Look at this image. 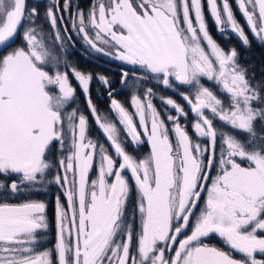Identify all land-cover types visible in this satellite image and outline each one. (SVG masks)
Returning a JSON list of instances; mask_svg holds the SVG:
<instances>
[{"label":"snow or ice","instance_id":"1","mask_svg":"<svg viewBox=\"0 0 264 264\" xmlns=\"http://www.w3.org/2000/svg\"><path fill=\"white\" fill-rule=\"evenodd\" d=\"M72 9L73 0H52L38 24L28 0H0V264H264V133L255 130L264 83L208 28L210 18L249 47L246 26L264 43V0H91L87 12ZM74 36L90 54L132 66L134 87L151 79L176 91L187 110L162 95L158 109L152 88L125 106L95 74L109 89L102 112L93 74L68 59ZM128 77L122 70L121 83ZM72 80L103 140L74 106ZM53 168L61 171L49 179ZM53 182L64 201L56 196L55 244L42 249L47 204L8 201ZM212 236L223 247L207 243Z\"/></svg>","mask_w":264,"mask_h":264},{"label":"trees","instance_id":"2","mask_svg":"<svg viewBox=\"0 0 264 264\" xmlns=\"http://www.w3.org/2000/svg\"><path fill=\"white\" fill-rule=\"evenodd\" d=\"M52 0H28L29 8L36 7L40 13V17L37 20L38 24H43L44 20V10ZM62 2V0H61ZM76 4L79 5L81 9L87 12L89 4L91 0H75ZM235 11V5L233 6ZM65 16V23H68L69 14L64 13ZM237 20L243 25L245 24L244 19L241 17L239 12H236ZM45 31L47 32L49 29L45 24ZM208 28L213 36V38L225 49L228 50L230 48H235L238 51V59L239 63L247 69V75L253 83H264V43L259 42L256 39H253L252 34L248 31L247 27L245 26V32L248 33V37L250 40V46L244 47L241 41L237 38L235 34L227 33L226 35L229 38H225V34L219 33L212 23V20L208 18ZM74 39L77 41L74 46H69L67 49L69 55L68 59L70 62L76 66L79 70L85 73H92L94 79L91 84V98L93 103L102 111L106 112L108 110L110 99L107 97L109 89L100 84L95 80V74H104L107 76L111 82V90H116L119 88L121 84V71L119 69H124L130 72L128 77V83L124 84L122 91L115 96V98L125 104V106L129 105L130 96L137 91L141 94L143 93L144 89L152 88L157 95V98L153 100V103L156 105L158 109L163 110L164 105L161 103L159 96H164L165 98H172L179 104L183 105L187 110L188 106L186 102L177 94L176 91L171 89H166L155 80H146L141 81L137 86H133V76L131 74L132 67L124 66L122 64H118L113 61L105 60L102 57L98 56L97 54H90V52L85 51L84 44L82 41L79 40L78 37L74 36ZM20 38H18L17 43L19 44ZM139 75V73H138ZM71 79V77H70ZM206 86L211 87L212 82L204 81ZM72 84L76 86V103L75 107L79 108L83 111L89 118V134L92 138H99L103 140V136L101 135L100 131L97 129L96 125L94 124L91 115L88 113L87 106L85 104V98L80 93L79 87L76 85V81L72 80ZM215 90V89H213ZM178 91H188L187 86H181ZM131 111V109H130ZM175 114V113H173ZM193 116L190 114L187 119H181V124H188L192 123ZM255 130L258 134L264 133V125H260L257 123L255 125ZM190 135L192 134L191 128H189ZM193 139L196 140L197 137L193 136ZM150 146L147 144L142 145L139 147L137 151V155L143 157L149 151ZM50 159H58V154L53 151V154L50 156ZM98 164V162H97ZM58 171H61L58 168H53L52 172L49 174V179ZM212 175H215V170L212 171ZM92 177L94 178L95 173L93 172ZM60 195L61 202L64 201V197L62 195V190L53 182L44 185L43 189L39 192L33 191L30 194L21 195L17 199L9 200L10 203H19L23 200H37L43 201L47 204V218L49 221V229L47 230L45 242L41 244V248H52L55 244L56 238V224H55V204H56V196ZM201 205L203 204V200H201ZM133 209L132 201H129V212L131 213ZM138 224V221H137ZM183 238V237H181ZM207 243L217 246L223 247L222 243L220 242L219 238L216 236H212L208 240ZM171 253H169L170 255ZM239 258V257H238ZM259 258V257H258Z\"/></svg>","mask_w":264,"mask_h":264},{"label":"rangeland","instance_id":"3","mask_svg":"<svg viewBox=\"0 0 264 264\" xmlns=\"http://www.w3.org/2000/svg\"><path fill=\"white\" fill-rule=\"evenodd\" d=\"M76 5H77V4H76L75 0H73V9H72L73 12H75V10H76ZM233 6H234V5H233ZM78 38H79V37H78ZM82 43H83V41H82ZM97 55L100 56V57H102V58L105 59V60H109V61L116 62V63H118V64H122L120 61H116V60L110 59V58L107 57V56H101V55H99V54H97ZM122 65L132 67V66L127 65V64H122Z\"/></svg>","mask_w":264,"mask_h":264},{"label":"water","instance_id":"4","mask_svg":"<svg viewBox=\"0 0 264 264\" xmlns=\"http://www.w3.org/2000/svg\"><path fill=\"white\" fill-rule=\"evenodd\" d=\"M18 38H19V37H18ZM18 38H17V40H18ZM121 71H122V70H121ZM123 87H124V84L121 83L120 86H119V88L116 89L115 91H113V95H117V94H119V93L122 91Z\"/></svg>","mask_w":264,"mask_h":264},{"label":"flooded vegetation","instance_id":"5","mask_svg":"<svg viewBox=\"0 0 264 264\" xmlns=\"http://www.w3.org/2000/svg\"><path fill=\"white\" fill-rule=\"evenodd\" d=\"M219 33H220V32H219ZM119 70L121 71V70H124V69H119ZM113 91H115V90H113ZM117 95H118V94H117ZM114 96H116V95H114ZM107 97L109 98V96H108V95H107Z\"/></svg>","mask_w":264,"mask_h":264}]
</instances>
